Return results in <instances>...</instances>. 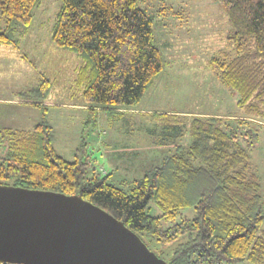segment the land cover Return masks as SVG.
<instances>
[{
    "label": "trees",
    "instance_id": "16d2710c",
    "mask_svg": "<svg viewBox=\"0 0 264 264\" xmlns=\"http://www.w3.org/2000/svg\"><path fill=\"white\" fill-rule=\"evenodd\" d=\"M144 1L63 0L52 41L82 58L76 73L88 106L85 130L97 129L105 110L110 120L138 106L165 68L153 20L139 7ZM217 2L233 26L232 53L211 58L209 66L239 112L192 116L191 143L177 146L128 193L109 182L111 172L103 175L93 165L90 138H82L72 162L58 154L44 104L47 79L46 91L36 89L43 93L35 101L43 113L38 124L3 130L10 145L0 156V186L80 196L124 223L152 252L160 246L154 253L167 263L264 264V203L252 161L264 127V0ZM39 3L0 0V46L19 45Z\"/></svg>",
    "mask_w": 264,
    "mask_h": 264
},
{
    "label": "rangeland",
    "instance_id": "374dc122",
    "mask_svg": "<svg viewBox=\"0 0 264 264\" xmlns=\"http://www.w3.org/2000/svg\"><path fill=\"white\" fill-rule=\"evenodd\" d=\"M62 7L63 0H40L19 45L0 46V130L15 124L27 131L38 124L43 116L41 110L24 105L27 100L41 99L43 93L36 89L46 91L44 80L51 81L48 99L52 103L84 101V89L78 84L76 73L82 58L52 41ZM139 7L153 20L155 45L165 62L164 70L139 105L110 120L105 110L95 130L84 129L82 111L64 105H48L47 110L58 154L72 162L82 138H93V147L102 145L101 154L108 159L107 163L98 162L96 158H103L98 156L100 152L90 154L93 165L103 175L111 172L109 182L128 193L135 180L174 154L177 146L191 143L188 126L192 116H230L240 111L235 96L209 66L211 58L232 53L227 35L233 26L217 0H146ZM29 110L31 115L27 114ZM259 138L252 161L257 167L264 203V127H260ZM8 145L10 141L1 130L0 156L7 153ZM115 162L118 168L112 167ZM93 171L91 166L89 176ZM156 246L152 247L154 252L160 249Z\"/></svg>",
    "mask_w": 264,
    "mask_h": 264
},
{
    "label": "water",
    "instance_id": "95a60500",
    "mask_svg": "<svg viewBox=\"0 0 264 264\" xmlns=\"http://www.w3.org/2000/svg\"><path fill=\"white\" fill-rule=\"evenodd\" d=\"M0 264H171L80 196L0 186Z\"/></svg>",
    "mask_w": 264,
    "mask_h": 264
},
{
    "label": "crops",
    "instance_id": "0c3cea01",
    "mask_svg": "<svg viewBox=\"0 0 264 264\" xmlns=\"http://www.w3.org/2000/svg\"><path fill=\"white\" fill-rule=\"evenodd\" d=\"M68 53L70 52L71 54H73L74 55V53H72L70 50L69 51H67ZM76 56V55H75ZM28 102V103H27ZM27 102H26V104L24 105V106H30V108H34L35 110H37V109H39L38 107H36V105H35V102H33V101H30V100H27ZM46 106H48V105H50V106H65V107H68L69 109H75V110H79V111H82L83 112V115H82V121H81V124H82V126L84 125V121L86 120V118H87V115H88V113H87V110H88V106L85 104V101H82V103H80V104H74V103H66V104H60V105H58V104H55V103H52V101L51 100H46L45 101V103H44ZM49 107V106H48ZM59 107H56V108H59ZM61 108V107H60ZM40 110V109H39ZM140 111L141 112H145V110H143V109H140ZM30 110L29 111H27V114L28 115H31L30 114ZM48 114H49V112L48 111H46ZM126 112H128V111H126ZM133 112V111H132ZM107 117V116H106ZM122 117H124V116H122ZM109 117H107V119H108ZM100 119H101V116H100ZM99 119V120H100ZM101 121V120H100ZM99 121V122H100ZM100 124V123H99ZM10 126H12V127H8V126H4L3 128H1V130L3 131L4 129H11V130H24V129H22V128H19L17 125H10ZM35 127V126H34ZM33 127V128H34ZM31 128V127H30ZM0 130V131H1ZM24 131H26V130H24ZM93 138H91V140H92ZM98 139V138H97ZM96 139V140H97ZM99 140V139H98ZM100 141V140H99ZM104 144V143H103ZM101 145V144H100ZM105 145V144H104ZM93 146V145H92ZM101 148H102V145H101V147H96L95 146V148L94 147H92V150H93V155L95 154L96 155V153L99 151L100 152V154L98 153V156H103V158L101 159V160H99L98 158H96V161H98V162H104V163H107L106 162V160H108L104 155H102L101 154V152L102 151H100L101 150ZM109 157V156H108ZM117 163L118 162H115V163H113L114 164V166H112V167H116V168H118L117 167Z\"/></svg>",
    "mask_w": 264,
    "mask_h": 264
}]
</instances>
